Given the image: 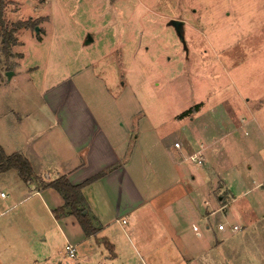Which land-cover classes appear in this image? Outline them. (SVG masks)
Listing matches in <instances>:
<instances>
[{"label": "rangeland", "instance_id": "374dc122", "mask_svg": "<svg viewBox=\"0 0 264 264\" xmlns=\"http://www.w3.org/2000/svg\"><path fill=\"white\" fill-rule=\"evenodd\" d=\"M172 19L182 21V39L171 27ZM2 20L0 31L25 20L39 28L37 33L35 26L15 29L16 43L8 56L0 43L3 154L19 150L14 153L22 154L39 172L38 149L51 159L65 153L45 97L47 90L66 79L95 114L133 116V129L142 133L140 145H147L143 149L150 153L149 136H166V142L183 137L180 119L191 115L196 125L208 127L220 123L212 133L218 140L215 164L221 166L220 174L233 180L236 198L226 206V217L216 211L197 221L201 228L208 225L211 246L185 251L174 241L173 247L159 238L162 234L155 225L148 243L160 247L148 256L142 248L140 253L144 264H264V191L239 195L264 176V0H3ZM41 178L50 181L48 172ZM29 182L15 168L0 171V192L9 195L0 198V210L16 202L9 214L0 216V243H9L11 254L14 243H37L35 255L21 249L22 256L7 252V261L73 264L36 198L17 203ZM210 198L207 210L212 211ZM233 225L239 229L231 231ZM110 232L118 233L114 227ZM89 245L94 248L88 243L85 251ZM100 245L107 255L104 243ZM202 249V256L195 258ZM122 252L120 260L112 262L91 249L86 252L91 259L80 264L140 263Z\"/></svg>", "mask_w": 264, "mask_h": 264}, {"label": "crops", "instance_id": "0c3cea01", "mask_svg": "<svg viewBox=\"0 0 264 264\" xmlns=\"http://www.w3.org/2000/svg\"><path fill=\"white\" fill-rule=\"evenodd\" d=\"M47 91L45 101L55 117L65 153L51 159L43 149H38L39 156L36 157L37 165L41 163L38 165L40 171L37 168L34 171L28 160L33 169V181L26 184L28 191L18 198L17 203L36 198L48 215L53 229L61 236L63 245L67 242L75 245L73 264L89 261L91 256L86 252L91 249L99 252L103 261L112 262L119 261L122 250H126L139 259V264H144L140 248L148 256L153 248L160 247L157 243H148V238L154 234L155 225H158L162 234L159 238L172 243L173 247L174 241L179 242L185 251L196 250V246L202 244L211 246L208 225L201 228L197 221L209 219L216 211H222L226 217V206L236 198L232 190L233 180L224 173L220 174L217 167L221 166L215 164L218 140L212 138V133L216 130L215 126L220 128V123L215 126L212 123L208 127V124L196 125L191 115L180 119L182 124L178 129L184 131L183 137L166 142V136L154 139L145 135L153 141L149 145L152 148L150 153L143 149L147 145H140L139 136L142 133L133 129V116L123 118L116 115L113 118L111 115L108 118L107 115L101 117L95 114L69 79ZM143 120V117L139 118L136 127ZM176 142L179 148L174 146ZM197 151L203 156L201 166L187 160L189 155ZM48 159L52 163H48ZM47 172L48 180L65 176L72 185L82 184L104 173L81 188L89 217L98 228L94 235L86 236L73 216L54 217L52 211L61 207L63 201L52 188L40 186L44 181L41 175ZM263 183L264 176H261L251 188L242 190L239 195L258 189L264 191ZM210 196L214 203L212 211L207 210L212 200ZM8 197L6 193L0 196ZM15 203H6L0 210V216L9 214ZM9 220L18 230L14 219L10 217ZM110 227L116 228L118 233L110 232ZM18 233L21 234V231ZM102 238L112 246V252L103 247L107 255L101 252L98 240ZM43 239L46 240L47 236ZM120 239L125 243H120ZM88 243H94V248L89 245L85 251ZM8 244L0 243L3 253L0 252V264L10 263L5 256L7 252L12 257L18 254L22 256L21 249H29L33 253L37 246V243H14L15 252L11 254ZM202 254L203 249L195 254V258Z\"/></svg>", "mask_w": 264, "mask_h": 264}, {"label": "trees", "instance_id": "16d2710c", "mask_svg": "<svg viewBox=\"0 0 264 264\" xmlns=\"http://www.w3.org/2000/svg\"><path fill=\"white\" fill-rule=\"evenodd\" d=\"M2 11H3V0H0V23L3 26ZM35 25H36L35 22H32L30 20H25L14 23L12 25V28L9 30L3 27L2 31H0L1 33L0 43L2 45V51L5 54V56L9 55V51L11 47L16 43L14 37V31H16L15 29L26 28L29 26L34 27ZM192 109L193 108L187 110L185 112L186 115L190 113ZM10 168H15L19 176H21L25 181H33L31 164L26 158H24L19 153H11L9 155H5L2 153V151H0V171H6L9 170ZM103 174L104 173L93 176L92 178L86 180L84 183L79 185L70 184L65 176H60L50 181H43L40 184V186L44 188H52L60 195L63 201L61 207L52 211L54 217L58 218L60 216H68V215L73 216L77 220L80 228L82 229L83 233L86 236L94 235L97 232L98 228L95 225H93L92 223L93 221L89 217L85 201L81 194V188L85 184L91 182L92 180L101 177ZM262 187L264 188V183ZM98 241L100 243H104L105 247L110 252H112V246L108 244L107 240L102 238Z\"/></svg>", "mask_w": 264, "mask_h": 264}, {"label": "built area", "instance_id": "2783aa9c", "mask_svg": "<svg viewBox=\"0 0 264 264\" xmlns=\"http://www.w3.org/2000/svg\"><path fill=\"white\" fill-rule=\"evenodd\" d=\"M174 146L177 147V148H179V143H177V142L174 143ZM187 160L195 163L197 166H201L202 165V162H203V156H202V154H201L200 151H197V152L192 153L191 155H189L187 157ZM0 196H4V193H0ZM218 228L220 230H223L224 229L223 225H219ZM238 229L239 228L236 225H233L230 228L231 231H236ZM64 248H65V254L64 255L67 258L74 260L75 257H76V248H75V245L67 242Z\"/></svg>", "mask_w": 264, "mask_h": 264}, {"label": "water", "instance_id": "95a60500", "mask_svg": "<svg viewBox=\"0 0 264 264\" xmlns=\"http://www.w3.org/2000/svg\"><path fill=\"white\" fill-rule=\"evenodd\" d=\"M169 22H170V24L172 26H174L175 32L177 33L178 37L182 39V34H181V32H182V21L176 20V19H172ZM38 29H39L38 26H35V28H34L35 33L38 32ZM86 41L90 42L91 38L88 36ZM10 74H11V72L10 73L7 72V76L8 77H9ZM83 214H84V212H83Z\"/></svg>", "mask_w": 264, "mask_h": 264}, {"label": "flooded vegetation", "instance_id": "af4514ba", "mask_svg": "<svg viewBox=\"0 0 264 264\" xmlns=\"http://www.w3.org/2000/svg\"><path fill=\"white\" fill-rule=\"evenodd\" d=\"M168 23H169V22H168ZM170 25H171V24H170ZM171 27L174 29V26L171 25ZM174 31H175V29H174Z\"/></svg>", "mask_w": 264, "mask_h": 264}]
</instances>
